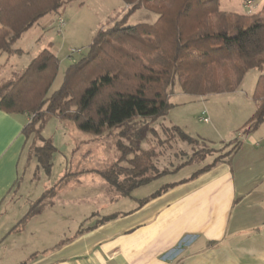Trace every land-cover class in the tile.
<instances>
[{
  "label": "crops",
  "instance_id": "0c3cea01",
  "mask_svg": "<svg viewBox=\"0 0 264 264\" xmlns=\"http://www.w3.org/2000/svg\"><path fill=\"white\" fill-rule=\"evenodd\" d=\"M86 1L71 0L40 18L15 42L19 51L0 54V83L16 79L45 48L65 58L64 41L72 35L66 30L69 20L61 25L60 19ZM243 1L246 13L252 11ZM100 19L95 30H84V41L80 36L66 50L70 64L87 49L92 33L108 22ZM36 26L41 29L33 31ZM72 47L82 52L72 53ZM261 74L263 70H250L248 85L245 76L236 91L207 98L174 91V107L164 123L210 140L208 133L220 127L221 114L245 105L246 120L231 140L241 137L242 126L256 110L254 93ZM185 110L190 111L187 117L181 114ZM30 119L0 110V264H264V133L255 132L260 126L230 158L152 192L142 188L178 170L129 195L113 191L99 170L92 181L100 186L91 184L85 193L78 191L83 187L78 174L68 177L39 213L25 218L31 205L61 179L38 196H23L20 161L27 143L22 131ZM137 190L142 191L133 194ZM83 203L92 204L89 211L81 212Z\"/></svg>",
  "mask_w": 264,
  "mask_h": 264
},
{
  "label": "trees",
  "instance_id": "16d2710c",
  "mask_svg": "<svg viewBox=\"0 0 264 264\" xmlns=\"http://www.w3.org/2000/svg\"><path fill=\"white\" fill-rule=\"evenodd\" d=\"M69 1L0 0V54L19 51L15 42L40 18ZM123 1L125 8L111 18L117 20L115 24L96 32L83 56L65 70L57 90L50 94L61 60L45 48L16 79L0 83V110L30 116L22 133L28 145L37 132L42 145H34L31 155L47 174L57 151L53 138L43 134L49 116L71 120L96 136L120 128L119 136L133 147L120 143L118 148L127 150V155L135 153L130 166L119 167L117 162L98 172L117 192L129 195L162 175L153 164L154 151L142 149L141 144L151 131L146 121L165 117L174 107L171 96L177 84L188 96L207 98L236 91L248 71L264 69V9L227 11L220 0ZM142 7L155 11L156 21L127 25L128 16ZM254 99L256 110L242 126L245 134L264 123V74L257 81ZM172 128L185 140H197L179 126ZM242 144V139L231 140L224 145L225 152L198 172L231 157ZM67 176L46 190L25 218L39 213Z\"/></svg>",
  "mask_w": 264,
  "mask_h": 264
},
{
  "label": "rangeland",
  "instance_id": "374dc122",
  "mask_svg": "<svg viewBox=\"0 0 264 264\" xmlns=\"http://www.w3.org/2000/svg\"><path fill=\"white\" fill-rule=\"evenodd\" d=\"M255 2L258 6L251 9L252 11L249 12H258L264 9V0H255ZM125 6L123 0H88L83 8L75 6L70 11H64V18L62 19L65 20V24H67L66 22L69 20L66 30L68 34L72 36L69 37L70 39L64 41V44H66L63 50L65 58H63V56L60 57V71L50 89V94L57 90L62 84L64 72L70 65L65 52L66 50L69 51V48L73 42H75L74 39L78 40L81 36V41H84L86 37L84 30H93L95 26H97V23L102 21L100 17H104L103 22L108 20V23H106L103 28L113 26L117 20H110L108 17H114L117 13L122 11ZM220 7L232 12L246 13L248 11L245 9L243 0H220ZM123 15H125L124 12L116 19H121ZM157 17L158 14L155 11L147 7H142L128 16L126 24H151L156 21ZM109 20L111 22H109ZM37 27L38 26H36L33 31H39L41 29V26L40 28ZM98 30L99 29L92 33V39ZM54 34H56V31ZM55 37H57V35H55ZM56 39L61 40L62 37H57ZM83 45L84 44H82V46ZM83 49V53L75 55V60L80 59L86 52L85 46ZM245 81L246 85H248L251 81V76L247 75ZM174 90H180V85L177 84ZM246 90H248V87H246ZM243 106L244 107L238 111L233 110L228 111V113H223V115L221 114V119L223 121L218 124V126H220L218 129L211 128L208 133L210 140L203 138H196L197 140L194 141L183 139L173 130L172 126L164 123L165 117L156 120H147L146 122L149 124L151 131L142 142L141 148L154 151L152 161L156 170L162 175L170 171H178L172 174H165L159 179L154 180L151 184L144 186L142 188L144 189L143 191L152 192L167 182L190 176L225 152L228 148H223L224 145L230 142L231 138H234L233 136L237 135V130L241 127L242 122L246 120L247 109L245 105ZM189 112V110H185L181 114L187 117ZM37 127L38 125L35 128L36 130L38 129ZM120 130V128H114L100 136H96L92 133L82 131L71 120H61L56 116H49L43 134L45 137L53 138L57 147V151L53 157L52 170L50 174H47L43 168L39 166L37 157L31 155V150L34 145H42L39 139L40 137H38L35 131L31 135L20 161V172L25 181L22 188L23 196L40 195L46 188L50 187L66 174L68 175L67 177L70 178L78 174V177L83 181V187L86 186V188L82 187L78 191L81 193H85L86 191L89 192V187L87 186L91 184L94 188L100 186V184L94 185L92 181V178L99 177L98 170L105 169L117 162L119 163V167H129V159L134 157L135 153L127 155L124 153V151L127 150L121 151L118 148L120 143L130 149L133 147L131 141L119 136ZM257 131H259V133H264V123L261 124L255 132ZM241 132L243 137L236 138H243L242 140L244 142V139L247 140L249 135L243 133V131ZM127 153L129 152L127 151ZM111 189L116 191L112 187ZM139 191L142 190L134 191L133 194L137 195L140 193ZM86 197L91 198V194L88 193ZM91 207L92 204L88 203L86 205L83 203L80 206L81 212L84 210L89 211Z\"/></svg>",
  "mask_w": 264,
  "mask_h": 264
},
{
  "label": "built area",
  "instance_id": "2783aa9c",
  "mask_svg": "<svg viewBox=\"0 0 264 264\" xmlns=\"http://www.w3.org/2000/svg\"><path fill=\"white\" fill-rule=\"evenodd\" d=\"M245 5H246V7H249L250 10L253 9V8H255V7H257V5L255 4V0H246V1H245ZM64 22H65V21L61 18V19H60V23H61V25H63ZM71 52H72V53H76V52H77V53H81L82 51H81V49H79V48L72 47V48H71ZM202 120L208 121V119H207L206 117H202Z\"/></svg>",
  "mask_w": 264,
  "mask_h": 264
}]
</instances>
